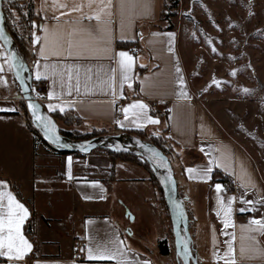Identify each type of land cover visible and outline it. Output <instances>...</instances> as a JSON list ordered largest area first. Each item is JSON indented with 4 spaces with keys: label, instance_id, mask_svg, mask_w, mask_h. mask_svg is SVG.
Segmentation results:
<instances>
[{
    "label": "crops",
    "instance_id": "1",
    "mask_svg": "<svg viewBox=\"0 0 264 264\" xmlns=\"http://www.w3.org/2000/svg\"><path fill=\"white\" fill-rule=\"evenodd\" d=\"M34 3L38 30L27 63L32 78L39 75L44 80L41 102L45 108L50 112L70 109L83 124L94 127L163 130L174 142L177 187L198 264H264V229L250 223L264 220V178L251 156L221 132L193 95L176 51L175 30L163 28L158 20L162 0H112V7L103 12L107 0ZM77 7L79 11H72ZM97 14L99 20L88 19ZM133 46L137 51L131 50ZM121 52L132 57L126 73L119 64ZM20 99L0 44V102L13 101L0 108V191L10 192L27 209L21 234L31 245L22 259L0 255V264H116L111 259L89 258V249L98 256L105 248L121 250L123 264H178L169 252L157 250L160 238L148 245L122 214L127 202L121 193L126 184L152 186L162 221L161 238L167 237L157 188L147 182L143 165L115 159L113 176L109 171L96 176L85 165L86 159L80 161L77 155L34 138ZM137 103L146 108L129 107ZM133 112L141 116L135 123ZM147 117L158 123L147 122ZM214 169L218 172L213 174ZM119 171H130V175ZM220 172L230 178V193L218 179ZM112 188L117 191L114 196ZM228 198L231 215L225 227L222 204L227 206ZM143 200L151 206L148 198ZM134 217L132 212L130 220ZM75 238L83 241L81 259L72 257ZM229 245L231 254L226 255Z\"/></svg>",
    "mask_w": 264,
    "mask_h": 264
},
{
    "label": "rangeland",
    "instance_id": "2",
    "mask_svg": "<svg viewBox=\"0 0 264 264\" xmlns=\"http://www.w3.org/2000/svg\"><path fill=\"white\" fill-rule=\"evenodd\" d=\"M160 21L161 25L169 22L175 30L176 51L193 95L221 132L251 156L264 178V0H177L174 13L167 21ZM12 104L13 101L0 102V108ZM57 124L70 128L59 119ZM72 125L79 131H90L94 127L83 123ZM78 135L86 137L88 134ZM75 157L80 161L86 159L85 165L92 167L96 176H106L109 171L110 159L105 150L94 148ZM172 163L174 165L173 160ZM143 168L147 182L153 183L148 178L149 170ZM173 170L177 181L179 174L175 165ZM118 173L130 175V171ZM143 185L131 182L124 186L121 194L127 206L123 207L122 214L124 208L135 214L134 219L129 220L131 227L152 245L164 233L155 206L154 189ZM116 193L112 188V195ZM156 193L168 227L158 190ZM144 197L150 200L151 206L144 203ZM169 253L173 263L179 260L174 248ZM159 259L170 260L167 256Z\"/></svg>",
    "mask_w": 264,
    "mask_h": 264
},
{
    "label": "water",
    "instance_id": "3",
    "mask_svg": "<svg viewBox=\"0 0 264 264\" xmlns=\"http://www.w3.org/2000/svg\"><path fill=\"white\" fill-rule=\"evenodd\" d=\"M0 44L5 51L11 73L19 87L21 99L24 101L30 121L38 129L41 136L54 149L60 152L87 153L99 147L112 151L132 153L142 161H146L157 179L167 207L174 252L179 262L181 264H198L197 257L191 246L187 211L183 197L178 191L177 181L168 156L148 140L125 130L100 133L86 138H72L62 134L50 111L45 108L41 101L34 97L31 91V71L28 63L18 52L15 41L6 28L4 14L1 9V0ZM30 105L33 107H30ZM37 116L40 119H37ZM124 215H127L128 220L132 217V214L126 208H124Z\"/></svg>",
    "mask_w": 264,
    "mask_h": 264
},
{
    "label": "trees",
    "instance_id": "4",
    "mask_svg": "<svg viewBox=\"0 0 264 264\" xmlns=\"http://www.w3.org/2000/svg\"><path fill=\"white\" fill-rule=\"evenodd\" d=\"M177 5V0H162V7L159 11L158 20L167 21L168 17L174 13V8ZM1 9L4 14L6 28L10 33L11 37L15 41L18 52L21 54L22 58L27 62L32 55V47L34 45L36 34L38 30V20L39 15L35 7L34 0H1ZM163 28H171V24L168 22L163 25ZM20 108L25 117L26 124L41 141L54 149V147L47 142L40 134L38 129L31 123L28 112L26 111L24 101L20 99L19 101ZM55 118L56 122L59 119L62 124L70 125V128L65 129L59 127V131L62 134H65L72 138H86L92 135L105 133V132H117L121 130L128 131L133 135L140 136L152 144L159 147L169 158L171 164L173 159V146L174 142L163 130H150V129H121L116 126L111 127H93L90 131H79L75 127H71L72 124H82L83 120L72 112L70 109H63L61 111L54 110L50 112ZM73 126V125H72ZM79 132V133H78ZM88 134L86 137H80L78 134ZM99 148V147H97ZM100 150H105L106 154L109 156L110 164L108 166L109 176H113V160L115 159H124L131 160L142 164L150 172L148 177L153 184L156 186L159 194L160 200L165 209V214L167 215V220L169 226L167 227V237H163L157 240V248L161 254H165L174 248L172 240V232L170 229V223L167 213V207L165 201L162 197L161 189L158 185L155 175L150 170L146 161H142L136 155L128 152L112 151L105 148H99ZM74 155L82 156L85 153L80 152H71ZM173 167V166H172ZM218 172L216 169L213 170V174ZM218 179L223 182H227L229 185L231 183L230 178L225 173H218ZM13 191L18 198H21L19 191L14 187V185L9 182ZM178 264H181L180 262Z\"/></svg>",
    "mask_w": 264,
    "mask_h": 264
},
{
    "label": "snow or ice",
    "instance_id": "5",
    "mask_svg": "<svg viewBox=\"0 0 264 264\" xmlns=\"http://www.w3.org/2000/svg\"><path fill=\"white\" fill-rule=\"evenodd\" d=\"M101 3H104V0H100ZM61 7H64L65 5H60ZM112 7V0H107V3H104V8H101V12L104 11L105 8L110 9ZM80 8H74L72 11H79ZM63 14V13H62ZM111 14V13H109ZM100 19V15L97 14L94 17H88V19ZM39 39V38H37ZM122 59L119 61L120 67L122 69V72L126 73L131 68V62L132 57H129L127 53L121 52L118 54ZM40 76L37 75V79H39ZM126 78V77H125ZM30 107H33L30 105ZM132 109L139 108L141 110L146 108V105H143L142 103H137L129 106ZM125 111V119H129L128 115V109H124ZM144 116L146 117V113H144ZM141 116L138 115L136 112L132 113V122L135 123L136 120L140 119ZM37 119H40L39 116H37ZM147 122L150 123H158L157 120L151 119L150 117H147ZM141 126V125H138ZM206 174V173H205ZM217 191H220L221 186H216ZM7 200V204L4 203V201ZM246 203H251L250 201ZM264 203V201H262ZM231 198H228V204L227 206H224L222 204L223 208V222L225 223V227L229 224V218L231 215ZM246 210H252V209H240V211H246ZM27 216V209L24 208L22 204L17 202L15 198L12 196L10 192H3L0 191V255H6L9 254L14 255L17 259H22L24 255H26L27 250H30L31 245L28 243V241L23 237L21 234V226L23 220ZM252 224H256L260 226V228L264 229V220H252L250 221ZM99 251V250H98ZM231 254V246L229 245L228 252L226 255ZM123 256V252L119 249L117 251L112 252L109 251L107 248H105L98 256H93L92 250L89 249V258H100V259H111L115 260L116 264H123V261L120 259V257Z\"/></svg>",
    "mask_w": 264,
    "mask_h": 264
},
{
    "label": "built area",
    "instance_id": "6",
    "mask_svg": "<svg viewBox=\"0 0 264 264\" xmlns=\"http://www.w3.org/2000/svg\"><path fill=\"white\" fill-rule=\"evenodd\" d=\"M133 52L137 51V48L133 46L131 48ZM31 91L36 99L41 101L43 99L42 93L44 91V80L37 77L32 78L31 80ZM116 116L119 117L121 116V113L119 111L120 107L119 105H116ZM223 189L226 193H230L232 191L230 185L227 182H223ZM72 257L74 259H81L83 258V241L81 238H75L73 240V245H72Z\"/></svg>",
    "mask_w": 264,
    "mask_h": 264
}]
</instances>
